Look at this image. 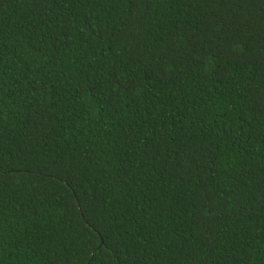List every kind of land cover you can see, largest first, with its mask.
<instances>
[{"label":"trees","instance_id":"trees-1","mask_svg":"<svg viewBox=\"0 0 264 264\" xmlns=\"http://www.w3.org/2000/svg\"><path fill=\"white\" fill-rule=\"evenodd\" d=\"M0 9L6 17L3 39L8 45L2 120L8 137L5 144L10 149L3 155L5 167L0 172V264H77L81 250L97 242L102 244L104 240L118 247L123 259L116 250L120 264H153L158 246L157 231L166 237L165 244L171 242V251L159 246L157 259L164 257L160 264L181 261V248L186 255L196 241L191 238L192 227L186 215L191 212L190 198L178 196L179 203L166 201V195H172L179 184L174 171L177 156L170 149L179 144L186 145L187 151L188 147L201 142L204 133L210 134L214 153L226 154L220 155L213 167L229 188L238 185L246 191L245 186H259L264 179V155L256 154L253 147L256 140H249L247 145L237 143L248 140L249 136L259 139L258 130L262 125L256 117L264 122L259 104L254 106L255 114L250 109L244 98L246 91L225 92L223 83L219 91L213 89L216 99L213 115L208 117L211 127L197 128L194 135L192 127L177 123L182 118L184 103L183 93L177 92L179 85L169 84L165 101L157 103L152 114L167 111L164 124L155 120L143 123L151 117L139 113L135 101L129 102L126 97L125 104L130 106L117 105L100 117L88 108L90 88L95 84L93 77L99 76L94 73L99 60L95 59L92 68L86 69L82 61L70 59L69 50L66 56L57 53L40 61L43 70L35 72L34 65L24 63L28 49L21 46V40L26 43L28 36L26 31L23 38L20 36V29L26 27V6L12 0L0 5ZM245 12L251 21L245 36L249 32L257 35L264 32V13L260 12V6L247 5ZM97 13L108 30L101 46L115 39L112 33L118 34L125 27L126 18L133 15L125 3L114 9L110 4L105 5L97 9ZM197 15L193 9L189 17L186 5L178 7L174 3L157 8L153 4L147 8L143 20L145 31L150 33L144 39L155 41L165 36L169 28L187 30L189 24L195 27ZM256 47L259 51V46ZM109 67L111 65L105 68V73ZM116 69L127 75L119 62ZM136 70L137 66L133 65V73ZM248 71L259 76L260 71H264V61L248 66ZM182 84L184 91L195 94L194 80L183 78ZM174 105L177 106L175 111L172 110ZM137 121L139 129L135 127ZM41 124L46 127L41 128ZM153 125L155 135L151 134ZM174 128H179V140L174 138ZM133 132L141 138L130 139ZM196 186L193 183L191 188ZM157 204L160 205L157 212L162 217L157 216L156 226L149 229L152 235H136L130 241L129 237L137 229H143V223H137L142 211L147 209L151 219L152 209ZM258 215L259 223L264 226V212ZM227 223L235 228L237 235L224 228L223 221L220 227L214 226V230L219 231L220 247L205 257L208 264H264V249L258 247L248 255L252 241L246 233L257 220L233 218ZM238 225L244 226L245 231L241 232ZM252 234L259 237L264 232L256 228ZM241 244L244 255L233 254Z\"/></svg>","mask_w":264,"mask_h":264},{"label":"snow or ice","instance_id":"snow-or-ice-1","mask_svg":"<svg viewBox=\"0 0 264 264\" xmlns=\"http://www.w3.org/2000/svg\"><path fill=\"white\" fill-rule=\"evenodd\" d=\"M5 2L11 3L12 0H0V5ZM19 3L27 9L24 15L26 27L20 29L22 38L25 31L28 33L27 42L21 40L22 49H28V58L24 63L34 65L35 72L43 70L40 61L47 60L50 55L57 53L61 57L66 56L69 50L70 59L82 61L86 69L92 68L95 59L99 60L94 70L99 76L93 77L95 84L90 88L88 108L90 112L95 110L100 117L117 105L130 106L125 104L126 97L129 102L135 101L139 113H147L151 117L143 123L150 124L155 120L164 124L166 121L163 117H167V111L159 112L155 116L152 114L157 103L165 101V90L169 84L179 85L177 92L183 93L181 100L184 103L181 107L182 118L177 123L192 127L194 135L197 128L202 130L203 126L211 127L208 117L213 115L212 109L215 107L216 97L213 89L219 91L222 83L225 92L246 91L244 98L248 100L250 109L255 114L254 106L259 104L260 114L264 115V71H260L259 76L248 71V66L264 61V32L259 35L253 32H249L247 36L244 34L246 29L251 28V21L245 12L246 6L259 5L260 12L264 13V0H19ZM121 3L127 4L133 15L126 18L125 27L118 34L112 33L115 39H111L106 46H101L108 30L103 26L97 9L108 4L114 9ZM174 3L178 7L186 5L189 17L192 16V10H196L198 15L195 17V27L189 24L187 30L169 28L165 36L155 41L145 40L144 37L150 35L145 31L143 24L147 8L153 4L159 8ZM5 18L0 9V172L5 167L3 155L10 151L5 144L8 137L4 132L2 120L8 48L3 39ZM161 40L164 42L161 43ZM256 45L259 46V51ZM117 47L120 48L119 52L116 51ZM16 59L17 62L21 60L19 52ZM116 62L123 65V72L127 75H122L121 70L116 69ZM108 65L111 67L105 73ZM133 65L137 66L135 73L132 71ZM84 75L87 76V72ZM187 77L197 84L195 94L184 91L182 81ZM190 108L194 111L189 112ZM172 110H177V106L174 105ZM256 118L262 125L258 130L259 139L249 136L248 140H239L237 143L238 146L247 145L249 140L255 139L253 147L256 154L264 155V122H261L259 117ZM44 119H47V116ZM172 119L175 120V117ZM40 127L46 125L41 124ZM135 127L140 128L139 121L135 123ZM187 130L186 127L185 132ZM173 131L176 133L174 138L179 140V128H174ZM151 134H157L155 125ZM209 135L202 134L201 142L188 147L187 151L186 145L181 147L179 144L170 149L177 156L174 171L179 184L172 195H166V201L171 199L179 203L178 196L182 199L190 198L191 212L186 215L192 227L191 238L196 241L195 246L186 255L181 248V261H174V264H208L205 257L220 247L219 231L214 230V226L220 227L223 221V227L237 235L235 228L227 223L233 218L256 219L257 223L246 233L252 241L248 245V255L251 256V250L258 247L264 249V243H260L264 241V235L257 237L252 234V230L256 228L264 232L258 215L264 212V179H261L259 186H245L246 191L238 185L229 188L213 167L223 153L213 152V140L209 139ZM132 137L137 140L141 138L136 136L135 132L129 138ZM193 183L197 185L195 188H191ZM168 187L171 188V182ZM149 208H152V205H149ZM159 208L160 205L157 204L152 209L151 219L147 209L142 211L137 223L142 222L143 229H137L134 235L129 237L130 241L135 239L136 235H152L149 229L156 226L157 216L162 217V214L157 212ZM133 219H136L135 215ZM239 228L241 232L245 231L244 226ZM156 236L158 246L153 264H160L164 257L159 255L160 258L157 259L161 250L159 246L171 251V242L165 244L166 237L158 231ZM225 247L227 248V245ZM205 248L207 251H204ZM116 250L119 251L118 247L110 244L108 240H104L102 244L94 243L86 246V250L80 251L77 264H120ZM201 252L204 253L203 257ZM244 252L241 244L234 249L233 254L240 253L243 256ZM119 253L121 258V252Z\"/></svg>","mask_w":264,"mask_h":264}]
</instances>
